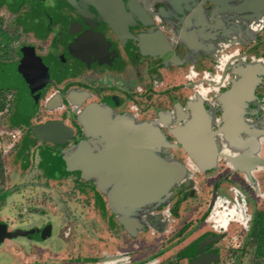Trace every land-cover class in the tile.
<instances>
[{"label":"flooded vegetation","instance_id":"1","mask_svg":"<svg viewBox=\"0 0 264 264\" xmlns=\"http://www.w3.org/2000/svg\"><path fill=\"white\" fill-rule=\"evenodd\" d=\"M69 1L0 0V9L5 10V13L0 14L1 46L5 38H8L9 43L11 42V39L5 35L4 14L15 15L12 23L17 46L13 50L14 59L8 63H14L16 71V84L13 90L16 92L17 124L27 121L26 124L29 127L32 117H40L44 120L32 126V129L47 123L59 122L63 128L71 131V137L62 145L51 142L41 143L32 129L31 136L23 140L24 146L26 144L27 147H35L41 151L43 160L49 163V167L45 168V177L59 179L65 177L66 174H71L65 173L64 162L62 165L59 162L63 161L64 154L72 150L80 141L90 140L78 120L79 114L90 105L107 109L111 118L126 119L129 122L128 127L126 126L128 134L144 125H152L161 132L170 145H176L171 128L183 127L188 123L193 118L192 108L199 105L200 108L202 107L203 115L210 122L212 130H217L222 113L218 97L230 88L232 80L222 79L216 86L218 91L213 92V77L197 73L194 54L186 55L183 59L177 57L176 44L184 43L182 26L180 19H177V12H174L172 8L168 10L169 7L165 0H147L146 2L145 0H142L143 2L121 0L123 11L127 15L130 14L127 28L121 39L88 0H71L72 3ZM132 1H135L144 11L147 21H141L136 16L135 10L138 12L140 10L130 5ZM188 5L191 6L190 3ZM204 8L208 16L209 4H206ZM208 19L209 17L202 16L201 23L205 27L210 26ZM207 31L209 32L207 36H213L210 29ZM147 36L160 40L161 49L147 47L144 51L142 41ZM183 48L187 51L185 47ZM148 51L154 52L150 54L147 53ZM166 51L168 52L163 55ZM185 59L189 60L191 65L184 64ZM37 60L45 68L48 74L47 80L35 76L34 68L35 64L37 66ZM155 60L157 62L153 63ZM0 62L3 63L1 60ZM208 64L213 65L214 63L209 62ZM52 65L56 67L53 71L50 70ZM61 66L64 69H61ZM34 87L38 89L32 92L31 96L35 98V104L31 109L25 103L23 92L27 90L31 92V88ZM198 94L201 95L200 98ZM215 94L216 99L211 97ZM251 103L253 102L246 104L243 113ZM261 103L262 101L255 100L253 106L250 107L255 113L249 109L247 116L250 114L255 120H259L261 115L258 114V107ZM200 115L202 116V113ZM259 133L264 136V129L259 130ZM255 137L249 139L250 147L243 150L234 142L227 141L233 143L236 154L253 151L258 155V143L261 141L258 137L261 136L256 135ZM218 140L224 142L223 138H218ZM160 150L161 158L165 151H182L189 162L187 165L176 162L185 169V176L171 188L167 200L163 197L153 205L122 211L108 201L105 192L104 198L98 194L102 191L93 181L95 191H100L96 192L93 199L89 201L95 205L89 209L97 210V213H92L90 224L92 230L96 232L93 245L99 249L103 247L101 216L108 210L109 258L94 253L87 255V252H84V244L81 243L79 233L80 231L85 232L84 222L72 225L73 232L76 234H71L72 229L69 224L65 223L61 232H58L52 220L54 217L45 212L41 213L38 209L33 210L32 213L25 210L27 213L17 214L16 218L19 221L29 220V223H18L14 229H9L7 222L0 220V231L1 227H4L5 235L17 234L16 238L15 236L0 238V247L3 240H22L33 243L35 251L37 254L40 253L41 257L43 253L53 252L52 249L56 254L71 251L84 254L72 257L67 254L61 262L42 260L40 257L42 262L37 259L33 264H106L105 262L109 264L144 262L142 264H147L148 259L153 260L148 264H176L175 261H178L176 256H181V260H186V264H191L192 261L202 256L209 258L208 264H222L223 253L227 254V258L232 261L231 264H245L243 262L245 248L240 243L237 244L241 236L236 234L239 230H235L237 226H234L231 214L226 213L227 218L223 220V224H218L216 232L213 231L211 225L205 229L202 227L203 222L211 213L208 211L218 198L231 202L236 196V202H239L238 194L245 191L244 181H242L245 179L238 175L224 158L228 165L219 167L221 170L218 173H227L223 175L228 179L226 182L219 183L221 178H218L209 186L203 180L187 181V176L191 171L194 172L196 179L202 178L204 173L181 148L160 147ZM258 156L264 158V155ZM175 158H177L176 154ZM2 163L5 164L3 158ZM211 167L218 168L215 165ZM76 173L80 181L74 184L83 187L86 180H83L79 172ZM5 175L6 173L1 174L0 171V189L5 182ZM35 185L43 189L47 188L45 182ZM229 186L232 187V192ZM21 187L23 185L6 188V191L0 194V200L8 196L2 197L5 192L9 190H12L11 193L16 192ZM230 193L234 196L230 197ZM222 203L224 206V202ZM25 215L31 218H25ZM65 215L66 213L62 214V216ZM85 215L84 213L81 216L83 220H85ZM123 218L128 222L135 221V226L133 227L132 224L126 226L122 223ZM211 221L216 222V219ZM263 223L262 217L254 221V245L251 232H248V239L246 237L248 247L252 245L256 250L259 246L260 239L257 237L260 236L259 230ZM18 247L17 250L21 251L22 248ZM167 252H173V254L165 256ZM136 255L140 256L138 260H135ZM257 262L259 263L258 260ZM259 264H264V262Z\"/></svg>","mask_w":264,"mask_h":264},{"label":"water","instance_id":"2","mask_svg":"<svg viewBox=\"0 0 264 264\" xmlns=\"http://www.w3.org/2000/svg\"><path fill=\"white\" fill-rule=\"evenodd\" d=\"M88 1L101 13L117 36L120 39L123 38L130 14L127 15L123 11L121 0ZM165 2L168 4V10L172 8L174 12H177V19H180L182 26V40L185 44L191 35L202 38L206 33L205 30L208 29L223 32L224 27L219 17L221 15L224 16L222 18L225 24L229 26L231 20L245 22L254 19L257 21L264 17V0H165ZM189 3L191 6L188 5ZM206 4L210 7L206 8L209 12L208 16L204 11ZM130 5L140 10L139 12L135 10V13L141 21L148 20L147 15L135 1L130 2ZM186 13L187 18H185ZM203 15L209 17V27L201 23ZM193 24L195 29L187 30L191 29ZM235 26L240 27L237 22ZM159 41L157 38L147 36L142 41L143 50L146 51L147 47L161 49ZM153 52L147 53L153 54ZM236 68L233 74L238 78L232 80L230 88L218 97L222 107L221 120L217 130L212 131L211 138L222 136L224 141L229 140L239 148H246L249 143L240 135L242 132H249V129L247 130L243 123L242 114L246 104L254 99L256 87L262 82L264 67L259 63H252ZM34 71L37 78L47 80L48 74L38 60ZM31 89V92L30 90L23 92V96L28 108L32 109L35 98L31 95L38 87ZM199 106L192 108L193 118L188 123L171 131L176 145H170L154 126L144 125L128 134L126 119L111 118L107 109L90 105L78 116L90 140L80 141L72 150L64 154L62 159L66 171L79 172L85 180L93 179L97 188L105 192L109 202L120 210L126 211L159 202L185 176L182 165L164 160L154 152L155 148L179 147L199 167L212 166L214 165L212 161L216 157H223L237 172L250 174L258 168L264 170V158L259 157L256 152L223 155L217 151L214 143L199 142L202 136L208 138L212 127L203 115L202 107ZM32 130L41 143L51 142L62 145L71 137V131L63 128L59 122L47 123ZM122 223L126 226L132 224L134 227L136 222H128L123 218ZM4 230V227H1V239L17 235H5ZM208 259L207 256H202L191 264H208Z\"/></svg>","mask_w":264,"mask_h":264},{"label":"rangeland","instance_id":"3","mask_svg":"<svg viewBox=\"0 0 264 264\" xmlns=\"http://www.w3.org/2000/svg\"><path fill=\"white\" fill-rule=\"evenodd\" d=\"M139 1L141 2L142 0ZM3 13H5V10L1 8L0 14ZM4 16V24L6 29L5 35L6 37H9V39H11V42L9 43V40L7 41L9 45L8 58L6 53L5 55H1V53H4V47L0 45L1 61L13 60V50L17 46L15 39L16 35L13 33L15 29L12 23L15 19V15L4 14ZM232 16L234 17L237 15ZM219 17H221L220 19L222 21V27H224L223 32H215L214 29H212L211 33L213 34V36H207L209 32L205 30L206 34L202 36V38L191 35V38L187 39L186 44L182 43L183 47H185L187 50L192 51V54L196 55V60L198 61L196 68L197 72L200 75H204L206 77H216V74L221 69V64L209 65V61L214 60L217 63L220 61V59L228 57L227 49L236 47L237 42H239L240 44H244L247 42L245 45H242L241 51L247 54L251 53L253 55L252 57H248V64L257 62L259 60H261L264 64V28L260 29V31L256 34V42H254L252 31L249 29L251 23L254 22L256 24L261 20L259 19L256 21L253 19L252 21H245L242 28L241 21H236V19L231 20L229 21V26L225 24V20L224 18H222L224 16L221 15ZM185 18H187V13L185 15ZM236 22L240 27L235 26ZM193 29H195L194 24L190 30ZM228 31L229 33H227ZM184 58H186V56ZM186 60L187 59L183 60L185 61L184 64L188 66L191 65V62L189 60ZM156 62L157 60L153 61V63ZM55 68L56 67L54 65H52V67L50 66L51 71H53ZM61 69H64V67L61 66ZM215 96L216 94L211 95V97ZM15 97L16 92L14 90L0 93V102L3 104V108L0 111V171L1 174H3V172L6 173V175L4 176L5 182L2 184L3 187L0 189V194L1 192L6 191V188L9 189L14 185H23V187L19 188L16 192L8 194L6 199L0 200V220H5L8 224L9 229H14V227H16L18 223H29V220L19 221L16 218L17 214L21 212L32 213L33 210L38 209L41 213L45 212L54 217L52 220L58 232H61L64 223L69 224L70 229H72V225H79L78 223L84 222L85 232H79L81 243L84 244V252H87V255L94 253L98 256L109 258L110 250L108 248L110 245L108 239L109 231L107 227V219L109 218L108 210H106V212H103L101 216L102 224L100 228L103 247L99 249L98 247L93 245L95 243L94 235L96 234V232L92 230L90 224L91 217L93 216L92 213H97V210L93 208L89 209L95 206L89 201L93 199L95 193L97 192L95 191L96 188L93 185V179L86 180L85 182L83 181V187H79L78 185H76L77 181H80L77 175L78 173L76 172L65 171V173L68 172L71 174H66L65 177L59 179H49L45 177V168L47 169V167H49V163L43 160L44 157L42 156L41 151L37 150L35 147H27L26 144L24 146L23 141L27 136H31L32 126H36V124L41 120H44V118L32 117V119H30L29 127L27 126L28 124H26L27 121H22L21 123L17 124V106L15 104ZM198 97L200 98L201 95L198 94ZM255 100L262 101L260 107H258V114L261 115V117H259V120H256L259 123L257 122V124H253V127H247V130L249 129V132H242L240 136L243 137L247 142L249 141V139L256 138V135L261 136L258 137V139L261 138V141L258 143L259 145L257 152L258 155H264V136L258 133L259 130H261L262 128L264 129V125H262L264 124V77L260 85L256 87L254 91V99L251 102L254 103ZM253 103L249 105V108L242 115L243 117H245V119H249L248 126H251L249 125L250 121H255L252 115L249 114L250 117L247 116L250 107L253 106ZM250 111L255 113L252 109H250ZM126 123L128 125L129 122L126 120ZM168 127L169 126L167 125V128ZM174 128L175 127H172L171 129L173 130ZM212 131L214 132L211 127L208 138L202 136L198 141L208 144L214 143L217 147V150L220 151L219 153L223 155H235L237 153L234 152V149L236 148H234L233 143H230L228 141L222 142L218 140V137L211 138V135H213ZM221 138L222 136H220V139ZM243 149L245 148L241 147V150ZM154 152L159 156L162 155L160 148H155ZM175 154L178 159L175 158ZM2 158L3 160L5 159L4 165L2 163ZM222 158L223 157H216L212 161L218 168H214L209 165L204 167L198 166V168L204 173V175H202V178H194V172L191 171L187 176V181L203 180L204 183L209 186L212 185L213 181L218 180V178H221L219 180V183H222L223 181L226 182L228 179L224 178L223 175L227 173H218L221 170L219 167L222 168L228 165V162L225 161L224 158ZM163 159L168 162L178 161L179 163L185 165L189 163L182 151H165V153H163ZM234 171L237 172L236 170ZM237 174L245 179L242 180L244 181L243 187L245 188V191L238 194L239 197L237 198V200L239 202H236V196L232 195L231 193L230 197H235V199L231 202H229L227 199L221 200L223 198H218L217 201H215L214 206H212L211 210L208 211L211 213L208 216L207 220L205 219V221L203 222L202 227L205 229L211 225L213 226V231L216 232L218 230V224H223V220L227 218L226 213L231 214V219L234 220L233 224L234 226H237V228L235 227V230H239V233L236 234H240L241 236L238 238L239 242L237 244L240 243L242 247L245 248L243 262L245 264H252L253 262H255V248L252 245L249 247L247 246L248 244H246V237L248 232H251L253 230L254 221H256L259 217H262V219H264V173L263 170L257 169L250 174H243L240 172H237ZM43 182L47 184V188L45 189L35 185ZM74 182L76 183L74 184ZM229 190L230 192H232L231 186H229ZM98 194L103 198L105 196L104 192H100ZM168 197L169 195L165 196V200H167ZM222 202H224V206ZM222 207L223 209H221ZM25 210H27V212ZM65 213L66 215L62 216V214ZM84 213L86 214L85 220H83L81 217L84 215ZM66 217L67 220H65ZM25 218L30 219L31 217L29 215H25ZM214 218L216 219V222L211 221L214 220ZM238 226H240L239 229ZM9 229L8 231H10ZM70 232L71 234H76V232H73V229ZM16 237L17 235L15 236V238ZM76 244H78L77 241ZM18 246L22 248L21 251L17 250L19 248ZM94 250L95 252H93ZM52 251L53 252L51 253H41L43 255L41 257L40 253L37 254L34 244H31V242H24L22 240H3L0 247V264H33V262L37 259L41 261L40 257L42 258V260L61 262L62 258L67 254L69 255V257L84 255L82 254V252L75 253L71 251L70 253L61 252L59 254H56L54 249H52ZM172 254L173 252H167L165 256H169ZM139 258V255L135 256V260H138ZM176 259L178 260L175 261L176 264H186V260H181V256H176ZM149 260L150 259L146 261L147 264L148 262H153L152 259L150 261ZM256 260H258L259 263L264 262V260L262 259L257 258ZM221 261H223L222 264H231L232 262L231 260H229V258H227L226 253L222 254ZM105 263L109 264L108 262ZM142 263L144 262H139L136 264Z\"/></svg>","mask_w":264,"mask_h":264},{"label":"crops","instance_id":"4","mask_svg":"<svg viewBox=\"0 0 264 264\" xmlns=\"http://www.w3.org/2000/svg\"><path fill=\"white\" fill-rule=\"evenodd\" d=\"M146 1L147 0H145V2ZM260 20H261L260 22H258L256 24L253 22L249 26V29L252 31V34H253L254 42H256V39H255L256 34L260 31V29L264 28V17L262 19H260ZM244 23L245 22H242V28H243ZM187 30L190 31V29H187ZM253 38H251V39H253ZM246 43L240 44L239 42H237L236 47L228 48L227 49L228 57H226L224 59H220V61L217 62V63L214 60H210L209 61V62H213L214 64H221L220 71L216 74V77L215 76L213 77V80H212L213 92L218 91L216 89V86L220 84V82L222 81V79H225V80L226 79L235 80L236 78H238L236 75L233 74V72L236 71V69H237L236 67L237 66L244 67L245 65L248 64V61H247L248 57H252L253 55L251 53L250 54H247V53H244V52L241 51L242 45H245ZM176 53L178 54L177 57H181L180 59H183L186 55L192 54V51H189V50L186 51L183 48L182 43H181V45H179V44L177 45L176 44ZM194 60L196 61L195 64L197 66V62L198 61L196 60V55L194 57ZM261 62L262 61L259 60L257 62H253V63H259V64H261L264 67V64H262ZM222 70H223V73H222ZM214 99H216V96L214 97ZM242 118H243L244 125L246 127H249V128L250 127H253V124H257V122H258L256 120L255 121H250L249 125H251V126H248L249 119L247 120L243 116H242ZM262 125H264V124H262Z\"/></svg>","mask_w":264,"mask_h":264},{"label":"trees","instance_id":"5","mask_svg":"<svg viewBox=\"0 0 264 264\" xmlns=\"http://www.w3.org/2000/svg\"><path fill=\"white\" fill-rule=\"evenodd\" d=\"M7 41H8V38H5L4 44L2 46L4 47L3 55H5L6 53L7 58H8L9 45ZM9 61H12V60L3 61L4 63L0 62V93L13 90L16 84L15 83V80H16L15 65L14 63H8ZM2 106L3 104L0 102V111L3 108ZM59 163H61L62 165L63 161L60 160ZM11 191L12 190L5 192L4 194H2V197H5L9 193H11ZM259 231H260V236L257 238L260 239V243H259V246L256 247V250L254 252V259H255L254 264H259L256 260L257 258L264 260V223L261 225ZM254 233L255 232L253 228V230L251 231V235H252L251 237L254 236ZM252 239H253V245H254L255 237H253Z\"/></svg>","mask_w":264,"mask_h":264}]
</instances>
